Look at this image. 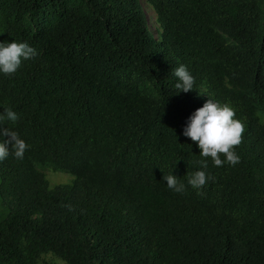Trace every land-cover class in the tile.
<instances>
[{
  "label": "trees",
  "instance_id": "16d2710c",
  "mask_svg": "<svg viewBox=\"0 0 264 264\" xmlns=\"http://www.w3.org/2000/svg\"><path fill=\"white\" fill-rule=\"evenodd\" d=\"M14 41L37 55L0 72V128L29 146L0 161V264H264V0H0ZM208 100L244 125L235 166L204 168L183 135Z\"/></svg>",
  "mask_w": 264,
  "mask_h": 264
},
{
  "label": "clouds",
  "instance_id": "9594fccd",
  "mask_svg": "<svg viewBox=\"0 0 264 264\" xmlns=\"http://www.w3.org/2000/svg\"><path fill=\"white\" fill-rule=\"evenodd\" d=\"M37 52L26 42H11L7 45L0 44V72L5 75H12L21 67L22 60L34 58ZM174 75L178 79L175 87L182 92H189L194 87V77L189 73L184 65L174 69ZM234 109L228 105L220 106L213 100H208L203 107L197 109L190 117V122L184 128L183 135L197 143L201 149L200 155L205 158L198 163L204 168L207 167V158H211L217 167L223 166L225 162L235 166L240 162V157L234 152V148L242 142L244 133L243 123L235 119ZM6 119L12 122L18 120V115L11 109L6 110ZM0 135L6 137L0 143V161L9 155V147L18 159H23L29 147L21 139L16 131L6 127L0 128ZM225 157V160L221 159ZM167 187L176 192H183L184 185L178 183L176 176H164ZM211 179L205 171L200 170L193 173L188 184L193 188L201 189Z\"/></svg>",
  "mask_w": 264,
  "mask_h": 264
},
{
  "label": "rangeland",
  "instance_id": "374dc122",
  "mask_svg": "<svg viewBox=\"0 0 264 264\" xmlns=\"http://www.w3.org/2000/svg\"><path fill=\"white\" fill-rule=\"evenodd\" d=\"M142 5L146 11L149 27L152 34L155 36L157 40H160L161 37V28L157 21V15L150 4H147L145 1H142ZM49 181V186L51 189H55L58 186L71 185L75 177L70 173L66 172H54L52 169H42ZM1 212V209H0ZM38 264H65L62 260L58 259L56 256L52 254H48L43 256Z\"/></svg>",
  "mask_w": 264,
  "mask_h": 264
}]
</instances>
